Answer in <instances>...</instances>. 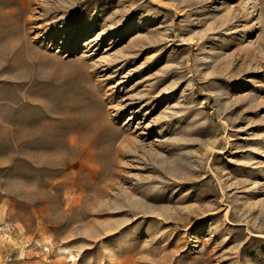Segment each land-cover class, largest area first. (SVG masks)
Wrapping results in <instances>:
<instances>
[{"label": "rangeland", "instance_id": "rangeland-1", "mask_svg": "<svg viewBox=\"0 0 264 264\" xmlns=\"http://www.w3.org/2000/svg\"><path fill=\"white\" fill-rule=\"evenodd\" d=\"M0 264H264V0H0Z\"/></svg>", "mask_w": 264, "mask_h": 264}, {"label": "bare ground", "instance_id": "bare-ground-1", "mask_svg": "<svg viewBox=\"0 0 264 264\" xmlns=\"http://www.w3.org/2000/svg\"><path fill=\"white\" fill-rule=\"evenodd\" d=\"M233 216V215H232Z\"/></svg>", "mask_w": 264, "mask_h": 264}]
</instances>
